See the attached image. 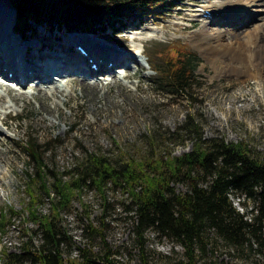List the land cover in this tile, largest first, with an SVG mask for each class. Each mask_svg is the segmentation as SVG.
I'll list each match as a JSON object with an SVG mask.
<instances>
[{"label": "trees", "instance_id": "obj_1", "mask_svg": "<svg viewBox=\"0 0 264 264\" xmlns=\"http://www.w3.org/2000/svg\"><path fill=\"white\" fill-rule=\"evenodd\" d=\"M15 11L14 29L28 37L36 27L55 24L66 32L105 31L117 33L125 21L139 14H157L171 0H7ZM33 35V34H32ZM201 59L186 45H169L163 67H152L157 90L165 97L197 99L200 79L196 72ZM168 95V96H167ZM145 150L138 157L120 152L111 155L85 149L66 172L53 170L45 153L58 142H43L26 135L21 148L28 157L29 170L22 179L25 200L22 218L34 227L24 228L21 252L0 251L6 264L29 260L32 264H114L113 252L101 243L98 252L76 245L64 226L60 213L84 190L99 195L101 214L107 213L108 189H117L125 198L121 204L131 212L133 241L140 248L135 264H152L143 253L145 234L152 230L183 248V259L174 264H205L199 255L206 251L207 234L212 233L232 248L245 245L264 251V155L245 141H226L222 136L206 137L199 119L190 113L172 131L153 128L143 136ZM192 142L190 151L173 154L166 142L174 145ZM116 147L117 144L113 142ZM33 168V171L31 170ZM66 173L68 179H64ZM185 184L179 192L176 184ZM236 194L243 210L230 195ZM49 203L47 212L41 207ZM0 232L8 226L12 206L0 209ZM89 212L80 215L85 239L92 243L102 238L103 223L94 225ZM39 239L37 244L32 238ZM77 254L71 256L73 249Z\"/></svg>", "mask_w": 264, "mask_h": 264}, {"label": "rangeland", "instance_id": "obj_2", "mask_svg": "<svg viewBox=\"0 0 264 264\" xmlns=\"http://www.w3.org/2000/svg\"><path fill=\"white\" fill-rule=\"evenodd\" d=\"M4 1L6 0H0V6L6 4ZM205 4V0H171L160 7L157 14L142 13L133 21H125L126 24L132 23L124 31L115 33L108 29L94 33L83 32L121 51L131 52V48L135 46L143 51L140 56L143 58L142 65L128 68L129 75L124 78L116 77L125 71V67L118 66H114L109 75L87 78L89 81H95L97 77L107 78L109 84L106 86L104 81H97L100 82L99 85L88 87L73 83L71 87L68 85L65 88L67 90L50 91L48 94L37 91V94L24 95L16 99L17 101H13L2 86L4 89L0 91V118L5 116L6 125L0 122V126L6 136L0 137V154H3L0 157V209L10 205L18 213L10 218L8 226L0 232V251L4 249L10 253L21 252L22 240L27 239L22 237L23 229L34 227L30 222L24 223L22 218V205L25 200L22 179L30 170L28 157L23 154L21 144L27 134L39 143L55 138L58 142L55 146L48 145L50 149L45 153L46 162L51 169L66 172L85 149H100L109 155L112 151L117 154L123 152L138 158L146 149L143 136L151 129L158 128L160 132L172 131L184 117L193 113L200 121L204 136L218 135L232 142L242 140L264 155V80L259 85L247 76L219 74L193 46L190 33L205 18L191 17L189 14L194 8ZM235 18L239 19L236 16L227 20L234 21ZM241 19L245 21V18ZM145 27H156V31L160 32L156 36H147L146 30H142ZM136 30L143 31L139 43H133L129 37ZM33 32L37 39L53 43H59L65 36H74L71 33L65 35L63 29L55 24L39 25ZM13 35L18 36L16 33ZM171 44L186 45L187 50L195 51L201 59L196 72L203 77L200 79L197 99L192 102L182 97H165L157 90L156 73L152 67L164 66ZM72 48L74 49L73 46ZM10 85L13 87L15 83ZM26 89L27 86L24 91H28ZM7 104L11 107L7 108ZM166 144L173 154L190 151L192 148V142L188 139L183 144ZM68 178L69 174L66 173L64 179ZM175 189L183 192L186 185L178 183ZM124 198L125 195L119 190L108 189L110 207L101 219L99 195L94 189L84 190L73 197L68 209L60 213L61 225L76 245L98 252L103 243L114 253V264H135L139 261L140 248L133 241L131 212H126L121 204ZM230 198L238 209L243 210L236 194L232 193ZM48 208L49 203H46L41 211L47 212ZM84 212H89L94 225L102 221L104 226L102 238L98 237L92 243L83 236V224L79 218ZM207 236L206 251L198 256L205 264H264V251L254 250L255 245L253 248L245 245L238 250L225 245L212 233ZM38 242L39 239L32 238V243ZM143 253L152 264H174L175 261L183 259L181 245L159 237L152 230L145 234ZM76 254L74 248L71 256ZM0 264L6 263L0 259ZM14 264L32 263L23 260Z\"/></svg>", "mask_w": 264, "mask_h": 264}, {"label": "bare ground", "instance_id": "obj_3", "mask_svg": "<svg viewBox=\"0 0 264 264\" xmlns=\"http://www.w3.org/2000/svg\"><path fill=\"white\" fill-rule=\"evenodd\" d=\"M4 2L6 4L0 6V75L5 82H0V91L4 86L6 94L8 93L13 101L24 95L37 94V91L46 94L50 91L60 92L68 85L71 87L73 83L88 87L99 85L100 82L97 81H104L106 86L109 84L107 78L97 77L95 81L90 80L91 82L87 78L109 75L114 66L125 67L123 73L116 75L118 78H124L129 75L126 58L134 59L137 65L143 63V58L140 57L143 51L138 46L131 48V52L119 51L83 33L65 36L59 43L44 42L37 37L22 41L19 36L11 33L15 23V11L7 1ZM205 2V5L194 8L189 14L191 17H202L206 9L210 15L190 33L193 46L214 66L217 73L236 77L247 76L260 85L264 80V0ZM236 16L239 19L227 20ZM241 17L245 18V21ZM155 28L145 27L142 30H146L147 36H156L160 30L157 32ZM142 30H136L129 35L133 43L141 41L139 39L143 35ZM70 44L81 45L86 53H80L77 49L69 52L65 47ZM92 62L96 63V69L90 66ZM44 70L59 77L49 78L44 74ZM8 71L12 73L10 77ZM36 79H39L41 85L47 83V88L39 86L38 83H31ZM13 82L19 88L10 86ZM26 86L28 91H24ZM8 107L11 105L7 104ZM4 120L5 116L0 118V122L6 125ZM4 136L6 132L0 126V137ZM1 156L3 154H0Z\"/></svg>", "mask_w": 264, "mask_h": 264}]
</instances>
